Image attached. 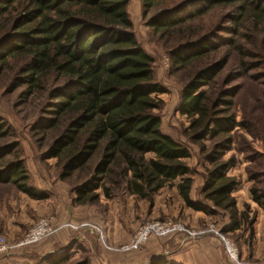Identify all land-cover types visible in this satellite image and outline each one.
<instances>
[{
	"label": "trees",
	"instance_id": "1",
	"mask_svg": "<svg viewBox=\"0 0 264 264\" xmlns=\"http://www.w3.org/2000/svg\"><path fill=\"white\" fill-rule=\"evenodd\" d=\"M177 1L140 0L144 14ZM204 1L208 12L232 6L240 17L236 26L247 22L264 52V6L252 5L259 0ZM185 5L151 19L154 34L188 40L191 31L185 33L181 26L200 11L188 15ZM127 10L128 0H0V63L3 68L21 63L11 69L19 72L13 92L22 89L26 98L39 97L50 105L52 119L46 129L56 137L49 158L57 160L62 181L81 180L71 205L95 206L102 195L110 198L112 192L124 191L152 207L160 191L176 186L188 209L226 216L227 232L247 231L252 239L253 220L247 211H239L232 196L236 182L228 172L236 161L223 159L233 145V131L248 128L236 122L232 103L219 111L225 96L213 94L229 60L212 62L216 48L194 47L199 42L178 47L172 58L179 69L202 60L207 64L182 87L178 105V112L190 121L185 136L199 145L209 164L203 174L207 184L202 208L190 196L194 181L186 163L191 159L189 148L160 130L156 113L162 104L157 98L163 89L154 79V59L139 45ZM235 49L244 56L239 46ZM238 67L250 68L243 61ZM206 138L213 143L210 149L200 145ZM0 177V183L11 184L33 200L49 199L28 185L20 163L3 167ZM251 194L264 210V191ZM74 264L90 262L82 259ZM148 264L178 263L157 257Z\"/></svg>",
	"mask_w": 264,
	"mask_h": 264
},
{
	"label": "rangeland",
	"instance_id": "2",
	"mask_svg": "<svg viewBox=\"0 0 264 264\" xmlns=\"http://www.w3.org/2000/svg\"><path fill=\"white\" fill-rule=\"evenodd\" d=\"M184 4L188 15L200 11L197 18L181 26L185 33L191 31L189 39L155 35L149 21ZM206 4L204 0H178L144 14L140 0H128L127 11L139 45L154 59V79L163 89L157 98L162 104L156 113L161 120L160 130L189 148L191 159L186 163L194 181L190 196L202 208V191L207 184L203 174L209 164L199 145L190 142L188 132L185 136L190 121L181 116L178 105L182 87L207 64L202 60L179 69L172 65V58L178 47L199 42L194 47L216 48L210 55L212 62L229 60L230 66L217 77L213 94L222 92L225 96L219 111L226 108L227 102L232 103L236 122L248 128L233 131V145L223 159L233 157L236 161L228 172L236 182L232 196L239 211H247L253 220V238L247 231L227 232L226 216L188 209L178 192L172 191L176 186L160 191L152 207L124 191L112 192L110 198L102 195L95 206H72L81 180L62 181L57 160L49 158L56 137L46 129L52 119L50 105H44L39 97L26 98L22 89L13 92L19 72L11 69L21 63H10L5 68L0 63V172L3 167L20 163L28 185L49 195L48 200L40 202L21 194L11 184L0 183V225L5 226L0 236L9 246L13 242H9V233L18 230L12 245L30 255V260L21 264H58L59 260V264H74L82 259H89L90 264H148L157 257L178 264H264V210L253 202L251 194V190L264 191V52L247 22L236 26L240 17L232 6L208 12ZM252 5L264 6V0ZM238 46L243 57L237 54ZM242 61L250 66L248 71L238 67ZM200 145L210 149L213 143L206 138ZM40 220L51 224L50 235L20 247V239ZM157 225L168 230L162 233L155 228ZM145 227L152 228L148 240L132 249ZM226 241L238 249L237 259L229 257Z\"/></svg>",
	"mask_w": 264,
	"mask_h": 264
},
{
	"label": "built area",
	"instance_id": "3",
	"mask_svg": "<svg viewBox=\"0 0 264 264\" xmlns=\"http://www.w3.org/2000/svg\"><path fill=\"white\" fill-rule=\"evenodd\" d=\"M155 228H157V230L162 233L165 232L164 230H168L165 226H159V225H157ZM151 230L152 228H148V227H145L142 230H140L137 237L138 241L136 243H133V246L131 248L136 250L140 247V245L145 243L150 236ZM51 231H52L51 224L47 220H40L35 225L32 226V228L23 238L20 239L18 245L23 248L28 245L36 244L40 240L44 239L46 236L50 235ZM225 246L226 249L228 250L229 257L231 259H237L238 249L233 244L227 241L225 242ZM8 252H9L8 243L3 237L0 236V256H4Z\"/></svg>",
	"mask_w": 264,
	"mask_h": 264
},
{
	"label": "crops",
	"instance_id": "4",
	"mask_svg": "<svg viewBox=\"0 0 264 264\" xmlns=\"http://www.w3.org/2000/svg\"><path fill=\"white\" fill-rule=\"evenodd\" d=\"M177 194V189L172 190ZM0 230L4 231L5 230V226L0 225ZM18 230H13L11 231V233H9V238L11 240H9V242H13L11 244H9L10 250L9 252L4 255V256H0V264H21L24 261H29L30 260V255H25V253H23V251L17 249L14 243L15 238L17 237V233ZM13 244V245H12Z\"/></svg>",
	"mask_w": 264,
	"mask_h": 264
}]
</instances>
